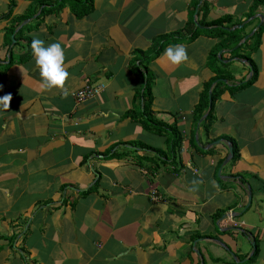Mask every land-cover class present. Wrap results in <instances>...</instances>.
Listing matches in <instances>:
<instances>
[{
  "label": "crops",
  "instance_id": "0c3cea01",
  "mask_svg": "<svg viewBox=\"0 0 264 264\" xmlns=\"http://www.w3.org/2000/svg\"><path fill=\"white\" fill-rule=\"evenodd\" d=\"M57 1L0 0V97L12 96L0 108V264H264V4L94 0L78 17ZM34 37L64 48L67 98L41 90ZM166 41L188 61L171 65L164 49L140 65L136 50ZM210 82L207 133L209 110L194 109ZM89 83L105 89L77 103ZM229 137L240 157L223 165Z\"/></svg>",
  "mask_w": 264,
  "mask_h": 264
},
{
  "label": "trees",
  "instance_id": "16d2710c",
  "mask_svg": "<svg viewBox=\"0 0 264 264\" xmlns=\"http://www.w3.org/2000/svg\"><path fill=\"white\" fill-rule=\"evenodd\" d=\"M68 1L69 0H58L56 2L57 7L55 9L56 10L61 9L65 4H67ZM71 1H72V5H73V10L77 14L78 17L86 16L89 13H91L92 10L94 9V3H95L94 0H71ZM255 3L256 4H260V3L264 4V0H256ZM229 18L230 17L218 18L214 21H211L210 23L216 24V25H221V24H223L224 21H227V19H229ZM200 24L202 25L201 21H200ZM220 30L227 32V30H224L221 28H220ZM239 30L240 29L236 28V30H234V31L236 32ZM263 32H264V22L258 27L256 34H257V36L260 37ZM197 35H198V30H195L194 33L190 36V40H193L194 38H196ZM168 43H169V41H166L164 44L162 43L159 47H157L154 51H151V52L150 51L148 52L146 50H136L135 53L139 57L138 60H140V65L143 67H147L148 63H150L152 60L156 59L162 53V51L165 49V46ZM31 54H32V52H31ZM215 56H216V54H215ZM244 58L247 59V61H250L253 65V69H254L253 75L248 80V82H246V84L247 83L252 84L256 81V79L258 77V68H257L256 63L251 59V57L249 55H244ZM146 71L148 72V75H147L148 82H147L145 89H144L145 90L144 91V106H145L146 113L149 115L153 111L152 110L153 92H152V78H151V75H150L147 68H146ZM221 77H227L226 73H221ZM216 80H217V78L215 79V81ZM212 82L206 84V87L203 89L204 92H202V94L200 96L201 98H200L199 102L197 103V105L194 109L195 117H197L198 120L209 110L207 116L205 117V119L203 120V123H202V127H204V130L207 133H210L211 128L213 126V123H214L213 121L215 119L214 106H215L216 98H217L218 94H220V92H218L215 88L212 90V104H211V107H209V88H210ZM222 83H224V82H222V81L218 82V84H222ZM0 90H1V87H0ZM154 122L159 123V120H157V121L154 120ZM160 123L163 124V122H160ZM165 125L167 127H169V129L172 131V139L174 141V144L180 143L182 141V135H181V131L177 127V125H175V124H172V125L165 124ZM229 140L232 142L233 150H234L232 162H236L240 157V147L233 137H229ZM257 255H258V248L255 250L253 257L256 258Z\"/></svg>",
  "mask_w": 264,
  "mask_h": 264
},
{
  "label": "clouds",
  "instance_id": "9594fccd",
  "mask_svg": "<svg viewBox=\"0 0 264 264\" xmlns=\"http://www.w3.org/2000/svg\"><path fill=\"white\" fill-rule=\"evenodd\" d=\"M31 51L35 67L38 69L41 78V90L52 91L56 89L63 98H67L71 94L70 89L66 86L70 73L65 66V51L61 43L53 42L46 46L44 40L34 37L31 41ZM163 55L174 66H179L189 59L186 47L181 44L167 47ZM11 99V94L0 97V108L8 110ZM199 183L202 181L194 182L192 190H197ZM212 184L213 187L218 188L214 181Z\"/></svg>",
  "mask_w": 264,
  "mask_h": 264
},
{
  "label": "built area",
  "instance_id": "2783aa9c",
  "mask_svg": "<svg viewBox=\"0 0 264 264\" xmlns=\"http://www.w3.org/2000/svg\"><path fill=\"white\" fill-rule=\"evenodd\" d=\"M104 89H105L104 84L89 83L81 87L80 89L76 90L75 92H73V95L77 103H84L92 96L101 94L104 91ZM194 171L197 172V169H195ZM153 196L154 198H156L157 196L155 191L153 192Z\"/></svg>",
  "mask_w": 264,
  "mask_h": 264
},
{
  "label": "water",
  "instance_id": "95a60500",
  "mask_svg": "<svg viewBox=\"0 0 264 264\" xmlns=\"http://www.w3.org/2000/svg\"><path fill=\"white\" fill-rule=\"evenodd\" d=\"M239 26H241V25H239ZM235 28V27H234ZM249 36H246V38H248ZM223 52V50L219 53V54H221ZM248 65L252 68V71H253V65H252V63L251 62H248ZM221 80L222 81H224V82H227L228 80L226 79V78H221ZM212 104V93H211V95H210V105ZM211 107V106H210ZM205 117H206V114L203 116V118L201 119V121L203 120V119H205ZM221 140H216V141H214V142H212L211 144L212 145H217L219 142H220ZM228 148H229V155H228V157L225 159V161H224V163H223V165H225V164H227L229 161H230V158L233 156V154H234V150H233V144L231 143V142H228ZM250 191H249V200H250V203H251V198H252V196H251V188L249 189ZM253 244L255 243L254 241L252 242ZM254 248H255V245H254Z\"/></svg>",
  "mask_w": 264,
  "mask_h": 264
},
{
  "label": "rangeland",
  "instance_id": "374dc122",
  "mask_svg": "<svg viewBox=\"0 0 264 264\" xmlns=\"http://www.w3.org/2000/svg\"><path fill=\"white\" fill-rule=\"evenodd\" d=\"M74 96V95H73ZM210 107V106H209ZM220 140V139H219ZM212 143V142H211Z\"/></svg>",
  "mask_w": 264,
  "mask_h": 264
}]
</instances>
